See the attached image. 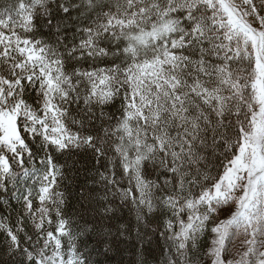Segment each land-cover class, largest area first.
I'll return each mask as SVG.
<instances>
[{"label": "snow or ice", "instance_id": "1", "mask_svg": "<svg viewBox=\"0 0 264 264\" xmlns=\"http://www.w3.org/2000/svg\"><path fill=\"white\" fill-rule=\"evenodd\" d=\"M73 151L99 165L98 221L119 204L135 223L64 216L57 154ZM33 172L0 264H91L92 232L132 264H264V0H14L0 190Z\"/></svg>", "mask_w": 264, "mask_h": 264}, {"label": "trees", "instance_id": "2", "mask_svg": "<svg viewBox=\"0 0 264 264\" xmlns=\"http://www.w3.org/2000/svg\"><path fill=\"white\" fill-rule=\"evenodd\" d=\"M13 3L14 0H0V15L11 9ZM41 38L47 39L46 36ZM57 163L63 166V178L59 180V191L64 195L63 211L66 218L74 224L78 223L81 227H92L91 224L85 225V221H97L96 227L98 228L101 224L108 223H124L125 225L135 223L132 211L128 207H121L119 204L111 205L116 219L98 221L96 210L99 205L96 203L97 193L92 191L95 186L92 176L99 165L95 164L89 155L76 151L57 154ZM28 167L30 170L32 169V166ZM35 168H42V166L37 164ZM38 175L39 173L33 172L31 176L19 175L15 180L5 182L6 190H0V220L5 221L9 226L16 223L24 210L23 196L29 191L33 193V196L38 192L40 187L36 180ZM33 206L34 208L38 206V201L35 199ZM154 227L155 225H153ZM82 239L87 241L85 251L90 253L91 264H132L134 257L127 244H113L111 251L105 252L104 249L107 245L98 243L99 237L96 233H88ZM2 241L3 237L0 236V262H6L11 258L2 251ZM128 243H131V240ZM148 264H155L151 257H148Z\"/></svg>", "mask_w": 264, "mask_h": 264}]
</instances>
